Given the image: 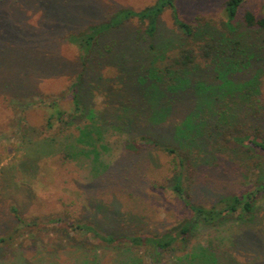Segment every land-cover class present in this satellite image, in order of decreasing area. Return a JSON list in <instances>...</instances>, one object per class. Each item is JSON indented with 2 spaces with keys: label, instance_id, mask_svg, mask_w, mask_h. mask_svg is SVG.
<instances>
[{
  "label": "rangeland",
  "instance_id": "374dc122",
  "mask_svg": "<svg viewBox=\"0 0 264 264\" xmlns=\"http://www.w3.org/2000/svg\"><path fill=\"white\" fill-rule=\"evenodd\" d=\"M226 1L175 0V3L180 17L195 30L204 32L212 28L231 36L226 25ZM156 2L0 0V235L15 234L12 244L0 245V264H85L83 261L93 259L95 253L98 264L126 261L127 256L121 251L97 240L91 239L85 245V251L77 248L65 235L63 229L67 227L60 228L65 221H50L56 218L91 220L105 230L127 233H164L173 230L182 220L185 214L183 204L172 190L156 186L170 174L171 156L157 146H147L139 155L125 149L130 140L148 134L146 129L124 130L112 124V120L111 124L101 125L88 116L69 126L45 127L47 103L56 100L67 111L73 108L69 87L84 68L80 49L68 36L107 21L122 8L140 10ZM246 11L264 17V0H245L239 7L234 25L237 32L249 40L254 60L253 66L235 72L232 78L246 81L258 74L260 93L257 98H260L259 105L264 111V27H248L242 18ZM208 25L210 27H206ZM121 26L105 35L103 59L93 63L88 71L91 77H86L83 82L87 108L93 109L95 115L101 111V121L112 117L119 124L133 127L141 121L151 122L152 104L158 95L163 103L193 104L199 107V112L202 108L217 107L232 100L230 87L225 82L206 91L190 87L182 79L181 89L173 95L174 98L165 88L159 91L150 79L138 82L137 75L143 71L151 52H141L136 40H141L146 49H149L151 40L144 32L145 24L137 18L125 21ZM209 36L202 33L195 39L183 35L174 22L171 9L166 8L159 16L154 43L173 42L174 46L161 52L170 55L176 44L180 43L179 47L195 45ZM216 38L221 41L220 36L216 35ZM111 43L114 46L112 53ZM224 48L215 52L219 63L213 66L214 69L211 64H201L203 70L197 76L210 77L212 74L208 72L212 69L217 72L215 67L229 76L233 58L243 60V54L232 52L229 45ZM162 63L163 59L157 62L158 65ZM40 99L44 103L39 102ZM179 108L174 111L177 116L183 114ZM89 124L102 126L96 136L100 152L96 165L92 155L64 156L65 148L75 143L79 135L76 126ZM256 125L249 120L242 127L253 130ZM233 128L228 126L224 133L233 134ZM156 130L162 131L161 134L157 132L161 142L172 141L164 136L163 126ZM261 135L264 136V129ZM46 142L48 144H43ZM215 158L233 173H238L236 180L249 190L258 180H264L262 153L223 150ZM107 166L116 175L130 173L125 180L127 183L122 184L115 176L112 180L98 177L102 171L99 169ZM136 169H140L139 173ZM133 171L138 179L132 175ZM205 172L206 166L195 179L193 194L198 201L211 204L220 191H209L200 186ZM12 206L28 223L26 226L19 223ZM255 210L254 221L263 233L260 244L253 240L249 227L239 234L234 219L222 226L200 228L189 247L193 250L198 245L211 244L218 255L224 256L214 264H264V198L257 202ZM136 255L143 257L141 264L187 262L168 252L161 255L160 262H155L144 251L134 250L132 256ZM199 260L203 264L209 259Z\"/></svg>",
  "mask_w": 264,
  "mask_h": 264
},
{
  "label": "trees",
  "instance_id": "16d2710c",
  "mask_svg": "<svg viewBox=\"0 0 264 264\" xmlns=\"http://www.w3.org/2000/svg\"><path fill=\"white\" fill-rule=\"evenodd\" d=\"M244 1H226L225 7L228 15L226 25L231 31V36L212 28L206 29L204 32L195 30L190 23L180 17L175 0H157L155 4L148 5L140 10L122 8L113 13L107 21L90 25L86 29L71 33L68 36L71 42L78 45L84 68L82 67L83 69L69 87L73 104L70 111L63 109L56 100L45 105L48 108L45 122L46 129H56L57 126L75 124L84 116L90 117L94 122H96V119L101 125L111 124L110 120H112V124H117L124 130L146 129L148 134L138 136L139 139L130 140L125 144V149L139 155L145 147L157 146L171 156L170 174L165 177L160 185L156 186L172 190L185 210L180 223L173 230L164 233H127L113 229L105 230L100 224L91 220L78 219L77 221H70L63 218L50 220L55 223L65 221L61 223L60 228L67 227V229H63L65 235L77 248L84 250L85 245L90 243L91 239L97 240L127 256L126 261H122L120 264H141L143 257L140 255H136L137 257L132 256L134 250L147 252V255L154 258L155 262H160L161 255L168 252L180 261H187L185 264H200V258L209 259L204 261L203 264H214L216 260L220 261L224 256L218 255L212 249L211 244L207 246L198 245L192 250L189 247L191 240L200 228L222 226L234 219L237 221L239 234L249 227L253 240L255 243L260 244L263 233L254 221V211H256L257 202L264 198V180H258L254 188L249 190L244 183L236 180L239 176L236 175L238 173H233L231 169H228L215 158V155L218 156L223 150L240 152L241 149L246 153L257 151L264 154V136L261 135V130L264 129V111L261 108L262 105H259L260 98H257L260 93L258 74L253 75L246 81H236L232 78L235 72L253 66L254 60L249 40L238 33L234 25L239 7ZM166 8L171 9L174 22L183 35L196 39L197 36L206 33L210 35L209 38L195 45L179 47L181 44H176L175 51L172 54H162V51L174 46L173 42L154 43L159 16ZM133 18H137L145 24L144 32L146 37L151 40L149 49L141 44V40H136L142 49L141 52H151L148 54V60L143 65V71L137 75L138 82H145L150 79L153 85L159 88V91L165 88L171 94V98H174L173 95L179 92V89H181L180 81L183 80L190 87L206 91L214 90L225 82L230 87L232 100L226 101L217 107L202 108V111L199 112V107L193 104L185 106L170 101L163 103L162 98L158 95L155 98L156 100L153 101L154 114L151 122H147L148 124L141 121L135 127L122 125L114 121L112 117L106 121H101L99 118L101 111L95 115L93 109L87 108L88 98L86 99L84 96L83 82L86 77L90 76L88 71L93 63L99 62L101 58L103 59L105 54L103 51H106L103 44L105 35L122 28L121 25L125 21ZM242 18L248 27H264V17H256L251 11H246ZM206 27H210V25ZM216 35L221 37V41L217 40ZM228 45L232 52L239 51L243 54V60L233 58V66L230 68L229 76L226 73L219 72L216 67L217 72L213 70V66L219 63L215 52L221 51V49L225 50L224 46ZM113 50L114 46L111 43L110 52L112 53ZM96 53L100 55L98 56ZM161 59H163V63L158 65L157 62ZM201 64H211L213 69L210 72L207 71L212 74L210 77L197 76V73L203 70ZM194 76L196 77L193 78ZM165 94L167 95L166 92ZM39 102L44 103L42 99ZM179 107L183 114L177 116L174 111ZM249 120L257 124L253 127V130L242 127ZM94 125L76 126L79 135L76 137L75 143L65 148V157L77 158L92 155L96 165L100 153L96 136L101 132L100 128L102 126L96 127ZM230 125L234 126L233 134L224 133ZM162 126L165 131L164 136L167 139H172L171 142H161L158 139L157 132L161 134L162 131L156 129ZM205 166L207 172L199 182L200 186L206 190L220 191L221 193L217 196L216 201L211 204L198 201L193 194L195 179L199 173L201 174V170L204 171ZM139 170L136 169V172L139 173ZM99 171L101 172L97 174L98 177L112 180L115 176L119 178L122 184H126L125 180L131 175L130 173H118L116 175V172L110 171L109 166L105 169H99ZM132 175L135 179H138V175L134 171ZM223 187L227 189L223 190ZM11 210L20 224L25 226L28 224L18 215L15 206H12ZM76 236H80V238H76ZM14 241L15 234L13 233L0 235V245H10ZM188 248L191 250L188 251ZM83 262L85 264H98L97 253L94 254L93 259H85Z\"/></svg>",
  "mask_w": 264,
  "mask_h": 264
}]
</instances>
